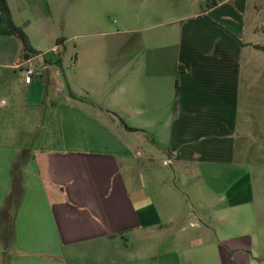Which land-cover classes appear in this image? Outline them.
<instances>
[{
    "label": "crops",
    "instance_id": "1",
    "mask_svg": "<svg viewBox=\"0 0 264 264\" xmlns=\"http://www.w3.org/2000/svg\"><path fill=\"white\" fill-rule=\"evenodd\" d=\"M8 3L40 54L0 11V264H264V0Z\"/></svg>",
    "mask_w": 264,
    "mask_h": 264
},
{
    "label": "rangeland",
    "instance_id": "2",
    "mask_svg": "<svg viewBox=\"0 0 264 264\" xmlns=\"http://www.w3.org/2000/svg\"><path fill=\"white\" fill-rule=\"evenodd\" d=\"M115 20L116 18H110V22H112V24L115 23ZM56 42H51V46L55 45ZM44 47H48V42H43L42 44ZM75 42L73 41H70L68 44H67V48L66 49H61V57L63 59L62 63H56L54 65H52V68L51 70H57L61 76V79L62 81L64 82L65 86H66V75H70V74H75V70H78L77 66H76V61H75V57H76V48H75ZM44 51V55L46 56V58L48 59H52L53 61H56V58L58 57V54H55L53 52H46L45 50ZM83 61V64L84 66L88 67L89 70H93L96 68L97 66V62L99 60H94L92 58H88V59H82ZM104 61V60H102ZM142 62H143V59L141 60H133L131 63H132V66L135 67L136 70H140L141 69V66H142ZM45 58L44 57H41L39 58L37 61H36V65H38V70H45L43 67L45 65ZM35 67V66H34ZM37 68V67H36ZM46 77H47V74H46ZM40 80V79H38ZM7 86L5 87H1L0 88V101L2 100H11L10 98V94H9V91L6 90ZM70 89L66 87L65 91L64 92H57L55 90V87L53 90H50V93L48 94V97H47V100L48 102H57V103H60L59 105H63L64 102L66 101L67 98H69V94H70ZM62 108V106H61ZM46 111H49L51 114L50 115H53L54 114H57L58 111H59V106L58 107H48V108H45ZM160 162V161H159ZM165 171H169V172H172V167L171 166H166L165 168ZM185 176H183L181 174L180 176V180L179 182H177V185L178 187L180 188V190L186 194V197H183V200H184V203L187 204V210L188 211H192L193 209L190 207L191 206V202L195 203L194 199H193V195L191 193V188H190V185L185 182ZM189 195L191 196L192 199L189 198ZM196 206V205H195ZM5 207L7 208V204L5 205ZM192 209V210H191ZM196 208H194L195 210ZM186 211V210H185ZM14 212H15V207L13 209V211L11 212L12 215H14ZM1 216V215H0ZM7 219V218H6ZM186 225L187 228H189V223L188 224H184V223H181L179 224V228L177 230V234H180L181 233V228ZM182 235V234H180ZM171 238H173V236L171 235ZM164 253H168V251H165Z\"/></svg>",
    "mask_w": 264,
    "mask_h": 264
},
{
    "label": "trees",
    "instance_id": "3",
    "mask_svg": "<svg viewBox=\"0 0 264 264\" xmlns=\"http://www.w3.org/2000/svg\"><path fill=\"white\" fill-rule=\"evenodd\" d=\"M0 11L2 15L4 16L7 27L9 28L11 33L20 40L22 44V59L28 60L30 58H33L39 55L40 52L36 51L32 47L30 39L27 33L25 32V30L14 22L8 0H0ZM183 70L184 69L182 68V66L178 68L179 73L183 72ZM71 95L74 96V94L72 93ZM116 116L119 118L121 124L124 125L128 130L135 131V132L141 131V130L130 128L118 115ZM20 182H21V179L19 176L14 177L12 192L10 194V197L8 198L9 202L12 200L14 195L19 191Z\"/></svg>",
    "mask_w": 264,
    "mask_h": 264
},
{
    "label": "built area",
    "instance_id": "4",
    "mask_svg": "<svg viewBox=\"0 0 264 264\" xmlns=\"http://www.w3.org/2000/svg\"><path fill=\"white\" fill-rule=\"evenodd\" d=\"M41 72L38 70V68L34 67V66H30L28 68L25 69V81L28 84H31L33 81V78L35 76H40Z\"/></svg>",
    "mask_w": 264,
    "mask_h": 264
}]
</instances>
